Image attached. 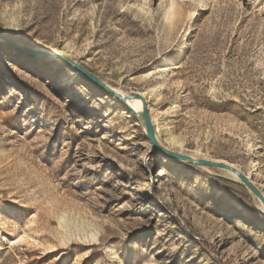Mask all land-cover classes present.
I'll return each mask as SVG.
<instances>
[{
  "label": "rangeland",
  "instance_id": "374dc122",
  "mask_svg": "<svg viewBox=\"0 0 264 264\" xmlns=\"http://www.w3.org/2000/svg\"><path fill=\"white\" fill-rule=\"evenodd\" d=\"M0 35L141 95L161 146L264 195V0H0ZM0 264H264V207L227 171L152 152L72 69L0 42Z\"/></svg>",
  "mask_w": 264,
  "mask_h": 264
},
{
  "label": "water",
  "instance_id": "95a60500",
  "mask_svg": "<svg viewBox=\"0 0 264 264\" xmlns=\"http://www.w3.org/2000/svg\"><path fill=\"white\" fill-rule=\"evenodd\" d=\"M0 42L5 43L16 50L25 53L29 56H36L40 57L43 59H46L48 61L52 62H59L62 65L72 69L75 73L81 75L86 81H88L90 84L98 88L99 90L103 91L105 94L115 98L125 109H127L129 112H131L133 115H135L144 130L145 137L147 141L149 142L151 146V150L154 153H159L161 156L171 159V160H177V161H182L186 162L189 164H192L197 167H208V168H214V169H219L223 171H227L235 176L237 181L242 184L255 198L256 200L264 207V197L260 193V191L252 184V182L243 174L241 173L236 167L233 165L224 163V162H219V161H213V160H199L195 159L171 150H168L164 148L163 146L160 145L158 142L153 125L151 123L150 117H149V112L147 108V104L145 99L137 94V93H132L129 95H122L118 92H116L114 89H112L110 86L106 85L102 81H100L98 78H96L94 75H92L90 72H88L86 69L81 67L79 64H77L75 61L70 59L69 57L60 54V53H52L48 52L42 49H35V48H30L23 46L16 42L15 40L4 36L0 35ZM132 100H139L141 101L142 104V109L139 114H136L133 109L129 105V101Z\"/></svg>",
  "mask_w": 264,
  "mask_h": 264
},
{
  "label": "bare ground",
  "instance_id": "6f19581e",
  "mask_svg": "<svg viewBox=\"0 0 264 264\" xmlns=\"http://www.w3.org/2000/svg\"><path fill=\"white\" fill-rule=\"evenodd\" d=\"M174 0H171V2L173 3ZM132 101H139V100H132ZM139 107L137 108V112H141V109H142V105H141V101L139 102ZM113 156L116 157V158H119L121 161L123 162H130L131 160L129 159V157L125 154H119L118 152H114L113 153ZM264 196V195H263Z\"/></svg>",
  "mask_w": 264,
  "mask_h": 264
}]
</instances>
